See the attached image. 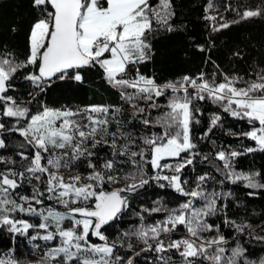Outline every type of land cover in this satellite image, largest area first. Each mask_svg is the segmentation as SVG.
Segmentation results:
<instances>
[{
    "label": "snow or ice",
    "instance_id": "6c2138e0",
    "mask_svg": "<svg viewBox=\"0 0 264 264\" xmlns=\"http://www.w3.org/2000/svg\"><path fill=\"white\" fill-rule=\"evenodd\" d=\"M32 5L40 15L29 31L26 59L21 62L10 52H0V118L15 121L11 126L0 122V133L18 134L23 138L19 147L30 150L17 153L19 160L26 161L22 164L0 155V229L25 237L30 244L37 242L30 251L40 253L38 264H135L141 252H154L159 264H264V258H248L239 238L230 247L220 225L210 222L224 213L223 223L239 236L252 228L227 217V201L233 193L209 190L207 182L213 178L208 173L199 175L191 188L183 178L185 169L201 156L193 135V125L200 122L197 116L203 114L196 102L208 100L232 118L247 121L250 130L240 136L256 145L243 151H217L215 160L222 162L216 166L222 176L218 183L221 187L243 183L255 190L249 196L264 191V182L257 179L261 173L238 172L233 165L238 156L264 152V69L252 80L225 75L219 83L204 73L164 83L144 75L139 66L153 57V34L176 30L172 0H32ZM261 16L264 6L239 13L240 20ZM231 23L214 25L213 31ZM29 67L34 71L24 79L38 90L36 94L57 80L82 84V70L98 68L122 104L42 105L32 114L9 95L14 77ZM29 95L35 99V94ZM221 119L214 113L201 139ZM133 121L142 126V133L126 129L125 124ZM6 139L0 138V150L8 149ZM99 148L111 149V158L99 163ZM78 160L86 161L91 171L62 174L61 169H70ZM124 164L132 171L120 176L118 169ZM121 180L126 181L123 187H106ZM150 182L185 199L174 207L156 201L151 208L129 212L130 194ZM29 188L30 194H25ZM125 213L135 216L138 224L110 239L106 233ZM154 214L163 218L146 223V216ZM255 239L264 241V235ZM137 243L143 245L140 251H135ZM0 264L20 262L9 255L0 258Z\"/></svg>",
    "mask_w": 264,
    "mask_h": 264
},
{
    "label": "trees",
    "instance_id": "16d2710c",
    "mask_svg": "<svg viewBox=\"0 0 264 264\" xmlns=\"http://www.w3.org/2000/svg\"><path fill=\"white\" fill-rule=\"evenodd\" d=\"M219 3V11L224 13L223 22H239L231 23L229 28L217 32L213 31V20L205 18L211 16L208 11L209 0H172V10L175 13L172 23L176 30L171 33L159 31L153 34L151 37L153 57L139 66L140 71L146 76H154L159 83L179 80L184 75L195 77L200 73H204L208 79L214 78L217 83L221 82L225 75L244 80L255 79V74L264 69V16L240 20L239 13L245 8L264 6V0H219ZM39 15V10L33 7L32 0H0V52L5 54L10 52L16 59L23 62L28 55L30 28ZM201 46L204 51L199 50ZM30 71L34 69L32 67L23 69L14 77L11 82L13 89L10 90L9 95L14 96L18 102H22L32 114L41 110L42 105L52 108H81L93 104H122L118 92L104 81L98 68L83 69L84 83L82 84L57 80L47 91L39 94H36L38 90L24 79ZM30 93L35 94V99H32ZM29 100L31 103H28ZM160 102L164 103L165 98L162 97ZM196 105L203 113L197 116L200 122L193 125L196 150L201 153V156L196 157L194 166L185 169L183 178L189 181L188 187L191 188L194 187L199 175L208 173L213 178L207 182L209 190L233 193L232 198L227 201L229 205L226 210L227 217L238 224H251L252 228L246 230L243 236H239L234 229L223 223L224 213H221L219 217L210 218V222L214 220L220 225L221 231L230 242V247H234L236 239L239 238V242L247 249L248 258L258 261L264 258V241L255 239L257 235H264V231H261L264 229V191H257L256 195L249 196L247 193L255 190L245 188L243 183L235 185L225 183L221 187L218 182L222 176L216 171V166L221 165L222 162L215 160L216 152L222 149L243 151L247 147H255L254 141L240 136L241 132L250 130V126L247 121L234 119L224 113L211 101H197ZM124 107L127 108L126 105ZM214 113L221 116V122L206 138L201 139ZM156 114L153 113V115ZM1 122H5L4 118ZM9 123L7 121L6 126H11ZM125 127L137 133L143 132L142 126L135 121L131 124L126 123ZM152 130L155 131V129ZM0 136L1 138L6 136L8 144V149L0 150V155L16 159L18 164L26 163L19 160L17 155L20 151L26 153L30 151L27 147L24 149L19 147L23 138L18 134L7 132L0 133ZM96 151L101 158L99 163L111 158L109 148H99ZM205 155L208 156V161L202 159ZM92 159L96 162L97 158ZM233 165L238 172L261 173L257 179L264 182V152L257 151L238 156L233 161ZM67 171L86 175L91 170L87 168L86 161L78 160ZM130 171L132 168L128 164L118 169L120 176ZM148 173L152 174L150 168ZM125 183L126 181L121 180L117 184L123 187ZM113 186L106 187L112 190ZM25 194H30V188ZM129 199L131 205L129 212H131L139 211L142 206L151 208L155 206L156 201L174 207L185 198L174 193L170 188L161 189L150 182L145 188L130 194ZM46 203L52 202L46 201ZM162 218L163 214H154L146 216L145 222L152 223ZM33 222H36L35 218ZM135 224H138L137 218L125 213L114 222L106 234L110 239H116ZM248 231H251L252 235H248ZM35 243L37 242H32V244ZM32 244L25 237H14L5 229H0V258L14 255L20 264H28V252H31L34 257H40L38 251H30ZM141 247L143 245L137 243L135 251ZM125 252L126 248L120 249V254ZM144 257L146 260L142 259ZM173 259L179 261V257L175 254ZM152 261L155 263L157 261L154 252H141L139 257H135V264H151Z\"/></svg>",
    "mask_w": 264,
    "mask_h": 264
},
{
    "label": "rangeland",
    "instance_id": "374dc122",
    "mask_svg": "<svg viewBox=\"0 0 264 264\" xmlns=\"http://www.w3.org/2000/svg\"><path fill=\"white\" fill-rule=\"evenodd\" d=\"M209 3H211L212 5H213V7L212 8H209L208 7V11H209V13L211 14V16H216V20L215 21H213L212 22V25H219L220 23H223V15H224V13H222L221 11H219V7H220V3H219V0H209ZM37 112V111H36ZM35 113V112H34ZM33 113V114H34ZM1 120H2V118H0V122H1ZM4 121H8V122H10L9 124L10 125H13V124H15V121L13 120V119H6V118H4ZM0 138H1V136H0ZM61 172H62V174H64L65 176H71V175H75V173H69L68 171H67V169H61ZM118 187H122V185L120 184H114V186H113V188L112 189H114V188H118ZM58 210H61V211H63V209L62 208H58ZM174 235H179V233H176V234H174ZM140 249H138V251H139ZM27 261H28V264H38V261L40 260V257H34L33 255H32V253L31 252H28V254H27ZM142 259H145V257L144 258H142ZM146 260V259H145ZM148 264V263H147ZM151 264H159V262L158 261H156V263L155 262H151Z\"/></svg>",
    "mask_w": 264,
    "mask_h": 264
}]
</instances>
